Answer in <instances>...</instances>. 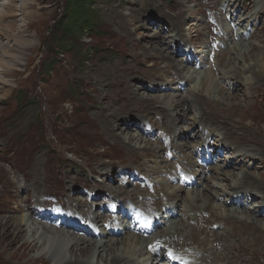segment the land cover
Returning <instances> with one entry per match:
<instances>
[{
  "label": "rangeland",
  "instance_id": "rangeland-1",
  "mask_svg": "<svg viewBox=\"0 0 264 264\" xmlns=\"http://www.w3.org/2000/svg\"><path fill=\"white\" fill-rule=\"evenodd\" d=\"M8 1L0 0V4ZM11 1L13 9L11 8L7 15H13L12 13H14V16L8 17L12 20H8L9 22H6V24L12 23L10 26H14L13 31L17 30L15 35H18L19 30L23 29L24 41H20L19 44H24L26 51L17 50L22 53L18 59L21 65L18 68L16 67L14 71L16 81L7 78L8 85L4 87L0 84V264H49V255L46 256L38 249L22 245L26 239V236L22 237L24 232L20 234L21 237L17 238L16 235H9L8 231L5 230L4 224L9 222L8 218L11 216L15 217V219L25 216L31 222L34 221V223L37 222L43 225L45 230L50 228L60 230L65 229V227L57 226L51 221L42 219L41 216L55 220L61 211H65L68 208L71 209L74 206V208L82 210L81 212L86 218L88 211H83L87 208L86 203H88L95 205L94 213L98 214V220H110V222L115 223L116 221L107 217V209H100L105 205L106 201L109 212H111L112 208L115 212L120 210L114 207L115 204L131 202L138 205V207H142V203L140 200L128 198L126 195L124 203H111L112 200L107 197L106 193L99 190L100 184L107 183L108 189L120 188L123 191H127L128 194H132L148 189V183H150V186L154 181L155 189H157L166 175H170L181 161L182 168L177 176L178 178L172 179L166 191H173L177 186L185 189L186 186L183 183L189 179L192 182L195 181V185L191 186L196 189V192L202 193L203 190L208 192L206 187H212L211 184L213 183L210 177L212 175L215 176V168L219 167L223 171H227L228 174L230 168L226 166V163L235 153L232 154L231 151L226 152V150L224 151L225 153L221 151L223 148H221L219 143L221 135L224 134L223 123H218V120L211 117L220 128V135L213 134L211 136H209L210 130L208 129L213 124L200 125L199 111L202 110L201 106L207 111L208 107H206V104L208 103L209 106L215 109V105L219 104L220 101L219 99L209 101L210 97L207 96L209 89L207 88L204 93L200 92L201 106L196 105L192 108L196 96H189V92L195 87L200 89L199 84H201L205 71H210L212 76L215 74L212 77L215 80H219L220 73L227 76L237 75L235 82L243 80V76L240 74L223 72L228 69L226 68L227 62L225 64L224 60H220L219 57L228 47L229 49L234 48V46L239 44L251 45L255 49L259 47V50L264 54V0H98L92 10L98 11L103 17L102 28L104 29L101 36L83 32L80 36H74L71 39H68L67 36L62 37L63 32L59 24L66 0ZM23 1L27 2L23 4ZM231 1L235 2L236 8L240 6L242 9L247 3L251 5L246 11L238 13L239 15L237 14L238 16L241 15L239 18L236 15V22L231 13L226 12V15H224L227 4H230V11L235 9L232 7ZM178 3H183L184 16L187 19L184 25L185 32L183 37L185 44L181 43L178 45L174 56H172L173 59L169 60L180 62L179 58L187 55L190 49H192L191 51L194 49L198 53H206V57L204 56L202 61L197 62L195 59L193 63L187 64L186 60H184L185 67L182 71L186 81L182 83L178 91H183L186 108L191 107L192 109H187L183 117L179 118L173 107L175 105L174 102L163 105L171 117L170 123L165 119H161L163 120L161 125L166 129L165 136H163L162 131L155 130L156 118L160 116L158 113L154 117L147 119L144 117L146 114L144 115V112L140 109V103H138L139 108L137 107L136 111L129 113V105L135 106L129 103L125 104V101L119 102L120 108L122 109L124 106H121L120 103L125 104L126 108L124 111H127L126 115L121 114L119 118L136 119L135 121L130 120L131 122L125 120L118 122L119 127H125V129H118V131L123 132V136L127 140L130 134L136 135L137 133L138 136H142L144 141L146 140L142 142V145L145 143L149 144L148 147L143 148V152H130L125 148V145L113 142L109 132L104 130L105 124L102 123L100 118L104 117L106 110L111 111L113 107H111L112 103H109L108 106L110 107L106 109L107 106L105 102H102L101 95L123 91L122 87L124 89V85L121 86L120 84L124 83H115L116 77H113L116 69L127 71L123 68L132 69L133 74L141 78L138 81L151 86V88L153 87V89L147 90L148 92L143 90L145 97L148 99H153L154 95L171 93V89L167 88L173 80L172 77H176V75L171 73L173 71L168 72L164 65V63L167 64L168 58L162 50L160 51L159 44L156 41L157 38L153 36H157L160 33V36H166L168 40L175 37L176 33L171 31L172 27L169 24L171 23L170 21H173L174 15L171 9ZM2 7L4 8V6ZM158 7L160 8L158 9ZM257 12H259V15ZM168 15H171L169 17L172 18H169ZM252 20H256L254 27H251L250 24L246 25ZM242 23H244L243 26H241ZM18 27L21 29H17ZM253 29L257 36L249 35V32ZM229 31L232 35L228 38V44L226 45V35L229 34ZM239 31L247 35L244 42L238 40L237 34ZM213 33L226 36L221 38L222 43L226 45L225 47L220 48V50L212 49L210 36ZM13 38L15 37L3 41L0 40V48H4L1 53L6 52V55H12L11 53L14 51L7 47L5 49V44L12 47L14 45ZM58 40L59 42H57ZM63 40H70L71 48L69 51L59 52L56 45H60ZM150 42L153 46H150ZM171 43L172 45L174 44L173 41ZM209 46L210 48H207ZM179 49L181 50L180 52ZM147 53L157 54L163 58L162 63L152 70L154 73H147V68L149 66L152 67L151 65L156 60L145 61ZM3 54H1V57ZM7 61L9 62L10 60L8 59ZM145 62L146 65L143 64ZM106 68L109 71L115 70H113L112 74L107 75L104 72ZM230 69L231 71H237L232 67ZM128 75V79L131 80L133 78L132 74ZM154 77H157L158 80H155ZM113 82L115 85L109 87V84ZM86 84L87 86H85ZM240 84L236 85L239 90L236 91V96L242 104L244 115H219L220 111L218 109L216 112L218 111L220 117L231 121L238 117L241 119L240 121H235V123L241 127V130L250 133V140L245 143L246 134H243L239 142L245 148H240L244 149L242 150L244 153L254 154L255 156L251 158V161H256V164L250 162L248 158L243 160L244 162H237L236 168L239 169L241 167L243 168L242 171H246V169L253 170L257 175L256 178H259V182L264 184V167L260 168L259 165L264 160L262 155L264 154V79L255 80L249 89L242 82ZM132 88L134 89V87ZM125 90H128V87H125ZM129 94L131 93L129 92ZM213 101L215 102L212 103ZM220 105L222 104L220 103ZM157 106L160 107V104H157ZM202 112L205 113L203 110ZM208 113L213 114L209 111ZM222 118H220L221 121H223ZM194 120L199 124L196 125ZM145 130L156 134L160 137V140L147 136L144 133ZM229 132L228 136H231L232 132L230 130ZM136 140L137 138L132 141L131 145H135ZM166 145L168 148H163L165 149L163 152L161 146ZM156 147H159V149L155 150L154 148ZM145 151H151L150 153L152 154L146 156L144 155ZM165 153L167 154L166 156ZM196 161L203 163L207 168L204 174L201 172L203 174L202 177H200V173H197ZM167 162L171 167L170 174H167L164 170L165 164H168ZM236 172H238L237 169ZM37 173H39L38 185L40 184L41 186L39 190H35L36 188L33 185V179ZM131 174L134 176L133 178ZM140 174L146 176L143 182L137 180ZM230 179V177H227L226 180L223 179V183H228ZM63 185L64 187L62 188ZM61 190L63 191L61 192ZM248 191L249 193L243 194L241 198L244 208L254 211L257 207L256 210H261V217L264 219V207H259L264 205V202H258L259 200L261 201V197L264 198V195L253 192L252 188H247L241 193ZM88 192H91V198H88ZM180 192L182 195L186 194V190ZM248 194H252L253 197H244ZM224 198H229V196L225 195ZM221 200L218 201L220 202ZM43 201L48 202V204H43ZM185 204L187 203L185 202ZM148 206L149 208L151 207L150 205ZM180 207H182V201L178 199L175 202L174 199L173 203L169 204L164 210L158 209L156 214L150 216L149 226L147 225V228L146 226L144 227V230L146 229L144 233L141 232V236L147 240L144 242L146 244L143 243L147 245L146 250L148 248L151 249L149 245L152 246L154 242L158 243L160 240H166L167 235H173L169 234L170 231L168 229L171 226L165 221L172 214L175 219L183 221L181 219L183 213L177 214V209L179 210ZM192 207L200 208L197 207L196 203ZM45 208H49L50 211H46ZM40 209L42 213L39 216H33L34 213L36 215L40 212ZM185 209L191 210L190 207H185ZM32 211L35 212L33 213ZM132 215L135 218L134 223L130 226L116 235L112 234L100 238H104L106 241L113 239L114 241V239H124L129 233H134L130 230L135 226L133 224L139 223L140 218L135 214ZM144 215L145 219H150L149 215L146 213ZM68 218L75 220L71 214L67 215L66 219ZM57 219L59 221L62 218ZM154 220L155 222L150 226ZM194 222L190 221V224L194 225ZM72 223L75 224L76 222L73 221ZM124 223H130L127 217ZM88 227L90 228V225ZM215 228L216 231L212 230L207 236L208 239L205 237L206 234L198 235V237H201L199 241L203 242V240H206V246L210 243L212 245L215 239V232H218L219 236H221L228 231L225 227H220L218 230L217 227ZM247 228L249 229L248 226ZM155 233H159L160 236L153 237ZM74 236L80 238L81 246H86L81 239H88L84 233L75 231ZM98 239L99 237H96V240ZM237 240L239 241L240 239L237 238ZM237 240L234 239L233 242L228 240V242L236 245ZM214 243L217 244V242ZM201 245L203 243L199 244V246ZM242 245V247L230 249L231 251L235 249L232 254V258L235 261L220 257L214 254L213 251L198 253V256L204 253L217 256L216 258L220 261L210 259V261H216L213 264H264L263 246L252 243L249 240L242 242ZM157 246L160 256L158 258L159 254L152 256L153 262L151 264H167L170 262L171 253L174 254L177 250H174L173 253L171 246H167L170 250L164 249L163 244H157ZM164 254L167 255L168 259ZM178 254L183 259L176 257L177 261L175 262L188 261L190 259L188 255L193 257V259L195 258L194 255L185 249L181 252L178 251ZM39 256L41 258H38ZM149 259H151V255L140 257V260L144 262L149 261ZM192 261H189L188 264L192 263ZM199 262V264L203 263L201 260ZM204 264L208 263L205 262Z\"/></svg>",
  "mask_w": 264,
  "mask_h": 264
},
{
  "label": "bare ground",
  "instance_id": "bare-ground-1",
  "mask_svg": "<svg viewBox=\"0 0 264 264\" xmlns=\"http://www.w3.org/2000/svg\"><path fill=\"white\" fill-rule=\"evenodd\" d=\"M234 1H231V4H232V7H234L235 9L234 10L232 9L233 11H230L231 9L229 7L230 4H227L225 7L224 15H226V12L231 13V16L235 19V22H236L237 20L236 17L239 15L238 13H241L242 11H246L248 8L251 7V5L247 3L245 6H243L242 9L240 6L236 8ZM24 2H27V1H23V4ZM12 5L13 4L11 0L0 4L1 6L0 7V40L3 41L8 38L10 39L12 37H15L12 39L14 41V45L12 47H10L8 44H5V49L7 47V48H11L14 51L13 53H11L12 55H6V52L5 53L3 52L4 54L1 53L4 50V48H0V53L3 54L2 57L0 54V84H2L4 87L8 85L7 78H11V79H14V81H16L14 71L16 70V67L18 68V66L21 65L20 61L18 60L22 53L20 51H26V46L24 44L22 45L19 44L20 41H24L23 29L19 30L20 32H18V35H15L17 34L15 33L17 30H15V32L13 31L14 26H10L12 23L6 24V22H9L8 20H12L11 18H8V17L14 16V13H12L13 15L9 14L10 16L7 15L9 10H11ZM2 6H4V8ZM159 8L160 7H158V9ZM171 10L174 12V15H173V18L169 17L171 15H168V17L172 18L173 20V21H170L171 23L169 22L170 23L169 26L172 27L171 31L176 33L175 37H173L171 40H168L166 39V36L165 37L160 36V33H158L157 36L151 35L154 38L155 37L157 38L156 41L159 44L160 51L162 50L165 53L166 57L168 58L167 64L164 63V65L168 69V72L170 73L171 71H173L171 73H174L176 75V77L174 76L172 77L173 80L167 88V89H171L170 91L171 93L169 94L164 93L162 95H157V96L154 95L153 99H148L147 97H145L146 95L143 90L147 91L149 89H153V87L151 88V86H147L146 84L138 81V79H141V78L134 75L132 69L130 68H127V69L123 68L127 70L128 73H126L127 71L116 69L115 73L113 74V77L114 78L116 77L115 83L123 82L124 84H120V85L121 86L124 85V89L122 87L123 91H115V92L113 91L114 94L106 93V94L101 95L102 102L103 103L105 102V105L107 106L106 109L110 107L108 106L109 103H112L111 107H113L111 111L106 110L107 112L105 113L104 117L100 118L102 120V123L105 124L104 130L109 132V134L111 135L110 138L112 137L113 142H117L122 145H125L126 146L125 148L128 149V151L130 152L134 151V153L143 152L144 150L143 148L148 147L149 144L145 143L142 145V142L144 140L142 139L141 135L138 136L137 133L136 135L130 134L127 140L126 137L123 136V132L118 131V129H121V130L125 129V127L123 126L119 127L120 125L118 124V122L122 120L129 122L130 120L135 121L136 119V118L125 119V117L119 118V115L127 114L126 113L127 111H124V109L126 108L125 104L129 103L135 106L133 107L129 105L128 111L130 113L132 111H136L135 109L139 106L138 103H140L141 105L140 109L142 110V112H144V115L146 114L144 117L147 119L154 117V115L158 113L160 116L156 118L157 124L155 125L156 126L155 130L162 131L163 136H165L166 129L165 127H162L161 123L163 122V120L161 119H165L170 123L171 117L168 111L166 110V108H164V106L167 104H170V102H174L175 105H173V107L175 109V112L178 114L179 118H182L184 112L187 111V109H192L196 105L201 106L202 100L201 98H199L201 95L200 92L204 93L205 90L208 88L209 94H207V96L210 97L209 101L219 99L222 105H220V103L216 104L214 107L215 109H213L207 103L206 107L208 108L207 109L205 108L207 111H205L203 109L204 107L201 106V109L205 113H203L202 110L199 111L200 118H201L200 125L213 124V126L211 125L210 128L208 127L209 128L208 130H210L209 136H211L213 134L220 133L219 131L220 128L218 124L214 122L212 118L218 120V123L220 122L223 123L222 126L224 129V134L221 135V140L219 143L221 148H223L221 149V151L224 152L226 150V152L231 151L232 154L235 153V155L232 156V158H230L226 163V166L229 167L230 170H228L229 172L227 174V171H223L219 167L215 168L216 169V171L214 170L215 176L212 175V177H210L211 178L210 180L213 183L211 184L212 187L211 186L209 187L210 190L208 187H206L208 192H205L203 190L202 193H200L199 191L196 192V189L191 186V185H195L194 184L195 181L192 182V180L190 181L189 179L185 181V184H184L186 186L185 189H183L184 187L182 188L180 186L179 187L177 186V188H175L173 191H166V188L169 185V183L172 181V179L177 177L178 174L180 173V170L182 168L181 161L180 163L178 162L179 163L178 166H176L175 170L171 174L169 173L171 169L169 163L167 162L168 164H165L164 170L167 174L169 173L170 175H166V177L164 178L162 183L159 184L157 189H155L154 181H153V184H151L150 186H149L150 183H148L147 185L148 189H144L141 192H136L132 194H128L127 191H123L120 188H109L108 189L107 183L100 184L99 190L103 193H106L107 197H109L112 200L111 203H118V202L124 203L125 195L128 198L136 199L137 201L140 200L142 203L141 204L142 207H145V213L149 215V217L152 216L153 214H156V210L158 209L164 210L166 207L169 206V204L173 203L174 199H175V202L178 199L182 201V207H180L179 210L177 209V214L183 213L182 214L183 216L181 215L182 217H184V218L181 217L183 221L177 218L175 219L174 215L172 214V216L169 219H167L165 223L170 224L171 228L168 229L170 231L169 234H173V235H167L168 237L166 238V240H160L158 241V243H155L154 240L152 239L154 243L151 246V249L148 248V250H146L147 245H144L146 244L144 242H146L147 240L141 236V234L144 233L146 229L144 230V227H141L140 225L133 226V229L130 231H133L134 233H129L127 236H125L124 239H114V241L113 239H108V241H106L104 238H100L102 236H107V235H112V234L116 235L117 233H119L126 227L130 226L132 223H134L133 221L135 218V216L132 215L133 220H131L129 224L124 223L126 217L128 218L129 216L119 218L120 214L122 215V211H123L122 209L116 212L117 214L114 213L115 211H113L114 210L113 208L111 212H109L110 210L107 205V201L106 203H104L105 205L101 207L100 209L102 208L107 209L108 211L107 217L109 219L116 218L117 220L115 223L110 222V220H104V219L98 220L97 218L98 214L94 213L95 205H91L88 203H86L87 208L83 211V212L88 211L86 218H84L81 212L82 210H78L74 208V206L71 209L68 208L67 210L62 211L60 214L56 216L55 220H50L49 218L41 216L42 219L51 221L55 223L57 226L65 227V229H60V230L56 228H50L48 230H45L43 225L37 222L34 223V221L31 222L29 221V218H25V216H20V218H16V219L15 217H12V216L9 217L11 218V219L8 218L9 222L4 224L5 230L8 231L9 235H13V236L16 235V237L18 238V237H21L20 234L24 232V234H22V237L26 236V239L25 241H23L22 245L28 246L29 248H32V249H38V251H40L41 253H44L46 256L49 255L50 256L48 260L49 264H151L153 262L152 256H154L155 254L160 255V253H158V250H157V247H158L157 244L158 245L167 244L168 247L171 246L175 248H183L185 250H188V252H190L195 257L194 259H192L193 261L190 264H199L201 263L199 262L200 260L203 261L202 264H204L205 262H207L208 264H213V262H216L215 260H218V259L216 258L217 256L215 257L214 255L207 254L210 251H213L214 254H217L220 257H223V258L225 257L231 261H235L232 258L233 257L232 254L234 253L235 249L234 251H231L230 249L233 250V247H242L243 246L242 242H246V240H249L252 243H256L264 247V219H262L261 217L262 212H260L261 210L259 209L256 210L257 207L254 209V211H251L250 209H245L244 205L242 204V199H241L243 194L249 193V191L246 193L245 192L241 193L242 191H245L247 188H252L253 192L255 191L256 193L264 195V184L259 182L260 180L259 178H256L257 175L255 174L253 170L246 169V171H242L243 168L241 167L239 169L236 168L237 162L238 163L239 161L242 162L243 160L245 159L247 160L248 158L250 162H253L256 164V161H251V158L252 157L254 158L255 155L246 153V152L244 153V151H242L244 149L240 148V147H244L243 144L239 142L240 138L242 137L243 134H246V138L244 139V142L246 143L250 140L249 138L250 133L247 131L241 130V127L235 123V121L241 120L239 117L237 119L235 118L234 121H231V120L224 119L219 116L220 114L225 115V116L227 115L236 116L238 114H240L241 116L244 115L242 111V108H243L242 104L240 103L239 98H237L236 96V91L238 90V86L236 85H241L240 82H242V84H244L245 87L249 89V87L252 86L255 80L264 79V54L261 50H259V47L258 49H255L254 46L251 47V45L248 46L246 44H239L237 46H234V48H230V49L229 47L228 48L226 47L227 49L224 50L223 53H221L219 57L220 60L221 59L224 60L225 64L227 62L226 68L228 69H225L223 72L227 74L228 72H233L234 74H238V75L240 74L241 76H243L242 78L243 80L235 82L234 80L236 79L237 75L227 76L226 74L221 75V73H220L219 80H215L214 78H212L215 74L212 76L210 71H205L204 76H202V81L200 82L201 84H199L200 89L195 87V88H192L189 92V96H196L194 99L192 108L191 107L186 108V102L182 94L183 91L182 92L178 91L179 88L182 86V83L186 81V79L183 76V71H182V69H184L185 67L184 60H186L187 64L193 63L195 59L197 60V62L202 61L206 53L205 52L198 53L194 49L193 51H191L192 49H190L188 54L185 55L186 57L184 56L185 59L184 57L179 58L180 62L178 61L176 62L175 60H169V59H173L172 56H174V53L176 52V47L180 45L181 43L185 44V40L183 38L184 32H185L184 25L187 22V19L184 16L185 10H184L183 3H178L176 6H173ZM259 12H257L258 15H259ZM240 16H238V18ZM162 20H165V19H162ZM255 21L256 20L249 21L248 23H246V25L250 24L251 27H254L253 25H255ZM243 25L244 23L241 24V26ZM17 29H21V28L18 27ZM253 31L254 29L249 32V35L257 36V34L254 33ZM228 33H229L228 35L225 34L227 37L222 36L219 33L217 34L213 33L210 36V43H211L212 49L220 50V48L225 47L228 44L227 42L228 38H230L232 35L230 31ZM222 37H226V45L222 43L221 41ZM237 37L240 42H244L247 35L244 32L239 31L237 34ZM172 41L174 42L173 44L174 46L171 43ZM150 46H153L151 42H150ZM207 48H210V46ZM17 50H20V51H17ZM180 51L181 50L179 49V52ZM161 57L162 56H159L157 54H150V53L146 54V57L144 59L145 61L156 59L154 60V63L151 65L152 67L149 66L147 68V73H154V71L152 70H154L155 67L159 66L163 61V58ZM6 59L7 60L9 59L10 61L8 62ZM143 64L146 65V62ZM231 67L237 71H231L230 69ZM113 70L109 71L106 68L105 71L104 70L103 71L107 73V75L108 74L110 75L113 73ZM128 74H132L133 78L131 80L128 79L129 78ZM154 78L155 80H158L157 77H154ZM41 80H43V78H41ZM112 85H115L114 82L109 84V87H112ZM85 86H87V84ZM125 87H128V90H125ZM132 87H134V89ZM129 92L131 94H129ZM121 101L122 102L125 101V104L120 103L121 106L124 105L122 108L123 110L120 108L118 104ZM151 102H152V106H151ZM214 102L215 101H213L212 103ZM157 104H160V107H158ZM217 109L220 111L219 115H218V111L216 112ZM208 111L213 114L212 115L209 114ZM220 118H222L223 121H221ZM194 122L196 125L199 124L196 120H194ZM129 125H132V124L130 123ZM229 130L232 132L231 136H228V133H230ZM144 133L151 138L155 137V139L160 140L159 136H157L156 134H152L151 132H148L147 130H145ZM136 138H137L136 144L131 145L132 141H134ZM163 148L167 149L168 147L167 145L161 146V150H163L164 152L165 149ZM154 149L158 150L159 147H156ZM150 152L151 151H145L144 155L149 156L152 154ZM166 155L167 154L165 153V156ZM262 155L264 156V154ZM230 156H231V153H230ZM195 165H197V169H198L197 173H200V174L201 172L203 174L205 173L207 168L203 163L196 161ZM259 165H260V168H263L264 160L260 162ZM236 169L238 170V172H236ZM203 174H201L200 177H202ZM225 176L231 178L230 181L228 180L229 181L228 183L226 182V184L223 183V179L226 180L227 178ZM145 178L146 176L144 174H140L137 180L139 182H143ZM38 179H39V173H37L33 179V185L36 188L35 190H39V188L41 187L40 184L38 185ZM63 187L64 185L62 186V188ZM182 190H186L185 195H182V193L180 192ZM62 191L63 190H61V192ZM225 195H228L229 198H224ZM251 196L252 194H248L247 196H244V197H251ZM222 198L224 199L221 200ZM260 199L261 201L259 200L258 202H261V203L264 202L263 197H261ZM218 200H221V201L219 202ZM185 202L187 204H185ZM129 203H130L129 206L132 207L133 209H136L135 206L138 207V205H135L134 203H131V202ZM194 203H196L197 207H200V208L192 207ZM43 204L47 205L48 202L43 201ZM124 205H128V203L126 204L124 203ZM148 205H150L151 207L149 208ZM185 207L187 208L190 207L191 210L189 209H188L189 211L186 209L184 210ZM245 207H248V206H245ZM259 207H264V205H260ZM32 212L34 213L35 211H32ZM39 214L40 212H38L36 215L34 213L33 216L36 217V216H39ZM68 214H71L72 218H75V220L66 219ZM57 218H62V219L58 221ZM73 221L76 223L75 224L72 223ZM190 221L192 222L195 221L194 222L195 224L194 225L190 224ZM138 222L140 223V220ZM89 225H90V228L88 227ZM148 226H146V228ZM247 226L249 227V229L247 228ZM215 227H217V230L220 227L221 228L225 227L226 229H228V231L224 232V234L221 236H219L220 234L218 232H215L214 233L215 239L212 245L210 243L208 246H206L207 245L206 240H203V242L199 241V238L201 237H198V235L206 234L205 237L207 238L209 233L212 232V230L216 229ZM75 231L84 233L85 237L88 238L86 240L81 238L83 243L86 244V246L80 245L81 244L79 242L80 238L74 236ZM158 235L160 236L159 233H155L153 237H156ZM232 235L234 239L237 240L238 238L243 241L237 240L236 245L234 243L233 244L230 243V242H233L234 240L232 238ZM175 236H177V238H175ZM96 237L97 238L99 237V239L96 240ZM228 240L230 242H228ZM111 241L112 243H110ZM214 242H217V244H215ZM200 243H203V245L199 246ZM155 245L156 247H154ZM172 251L174 253V250ZM176 252L172 254L173 256H171V260H173L172 261L173 263L168 262L167 264L169 263L187 264V263H182L183 261L175 262L177 260L176 257L178 259H183V257L180 256L178 252L177 253ZM203 252H207V253L206 254L204 253L203 255L198 256L199 255L198 253H203ZM135 255H137V257H135ZM146 255H151V259H149V261L147 262L141 261L140 257H144ZM164 255L167 258V255L166 254ZM38 258H41V256H39ZM210 259H215V260L210 261ZM242 262L244 261L242 260ZM224 264H229V263H224Z\"/></svg>",
  "mask_w": 264,
  "mask_h": 264
},
{
  "label": "trees",
  "instance_id": "trees-1",
  "mask_svg": "<svg viewBox=\"0 0 264 264\" xmlns=\"http://www.w3.org/2000/svg\"><path fill=\"white\" fill-rule=\"evenodd\" d=\"M97 3L98 0H66L59 22L63 32L62 37L67 36L71 39L74 36H80L83 32L101 36L104 29L102 28L103 17L98 11L92 10ZM69 41L63 40L60 45H56L59 52L70 50Z\"/></svg>",
  "mask_w": 264,
  "mask_h": 264
}]
</instances>
